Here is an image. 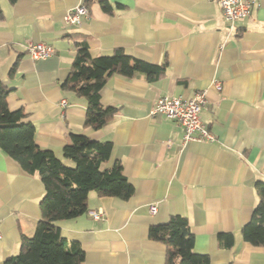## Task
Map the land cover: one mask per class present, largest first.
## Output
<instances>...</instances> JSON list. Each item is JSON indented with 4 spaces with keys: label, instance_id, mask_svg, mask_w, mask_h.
Instances as JSON below:
<instances>
[{
    "label": "crops",
    "instance_id": "0c3cea01",
    "mask_svg": "<svg viewBox=\"0 0 264 264\" xmlns=\"http://www.w3.org/2000/svg\"><path fill=\"white\" fill-rule=\"evenodd\" d=\"M85 2L0 0V80L12 90L9 108L23 109L37 144L59 157L72 133L112 141L109 166L120 162L135 188L126 200L92 191L87 213L58 221L68 240L81 243L82 264H165L166 244L149 230L177 214L188 218L194 249L211 264H264V246L242 234L258 201L255 183L264 180V0L234 23L208 0H108L111 11L93 0L90 19L68 24L67 12ZM77 41H86L94 57L122 48L164 73L154 81L145 73L112 75L101 103L117 111L93 129L85 124L86 99L62 87ZM31 42L56 52L34 60ZM197 91H206L201 117L216 140L183 145V126L150 111L160 96ZM44 191L36 174L0 148V262L19 252L21 234L33 235ZM221 233L233 235L230 246Z\"/></svg>",
    "mask_w": 264,
    "mask_h": 264
},
{
    "label": "trees",
    "instance_id": "16d2710c",
    "mask_svg": "<svg viewBox=\"0 0 264 264\" xmlns=\"http://www.w3.org/2000/svg\"><path fill=\"white\" fill-rule=\"evenodd\" d=\"M15 3L17 0H9ZM93 0H86L88 7ZM103 8L111 11L108 0ZM3 10L0 6V18ZM77 52L69 77L62 83L65 90L84 97L87 103L85 124L93 129L103 127L117 108L101 103V92L114 74L133 77L145 73L151 81L164 73L161 65L128 55L116 48L110 55L92 56L86 41H77ZM17 67L15 62L10 75ZM0 80V148L15 159L29 174H36L44 185L39 201L41 216L33 235L21 234L20 250L0 264H82L85 251L77 240H68L58 221L77 218L88 212L89 193L129 199L135 192L123 173L120 162L109 166L113 156L112 141L95 140L84 133H72L59 157L36 142V127L27 120L23 109L8 106L11 93ZM257 204L252 217L242 228L243 238L255 246H264V180L255 183ZM228 246L231 233H221ZM149 237L166 244L165 264H211L209 255L195 251V235L184 215H172L167 223L153 225Z\"/></svg>",
    "mask_w": 264,
    "mask_h": 264
},
{
    "label": "built area",
    "instance_id": "2783aa9c",
    "mask_svg": "<svg viewBox=\"0 0 264 264\" xmlns=\"http://www.w3.org/2000/svg\"><path fill=\"white\" fill-rule=\"evenodd\" d=\"M216 2L223 10L224 18L230 23L251 15L258 0H208ZM91 13L83 3L69 10L65 16L68 24L79 25L83 19H90ZM27 51L34 60H42L55 54L54 46L35 42L28 43ZM215 87L222 89L219 81H215ZM65 102V100L63 101ZM207 103L206 91H197L193 97L185 98L181 95H164L156 99L150 111L152 117L164 115L165 117L177 121L184 128L183 145L190 142H213L216 136L202 120L201 111ZM152 213H156L157 205L150 206ZM102 211H91L94 219L102 218Z\"/></svg>",
    "mask_w": 264,
    "mask_h": 264
}]
</instances>
